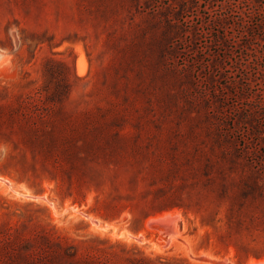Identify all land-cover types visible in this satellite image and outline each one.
Here are the masks:
<instances>
[{
    "label": "rangeland",
    "instance_id": "374dc122",
    "mask_svg": "<svg viewBox=\"0 0 264 264\" xmlns=\"http://www.w3.org/2000/svg\"><path fill=\"white\" fill-rule=\"evenodd\" d=\"M0 53V264H264V0H0Z\"/></svg>",
    "mask_w": 264,
    "mask_h": 264
},
{
    "label": "trees",
    "instance_id": "16d2710c",
    "mask_svg": "<svg viewBox=\"0 0 264 264\" xmlns=\"http://www.w3.org/2000/svg\"><path fill=\"white\" fill-rule=\"evenodd\" d=\"M216 1V0H211ZM221 1H229V0H221ZM194 2V1H192ZM23 127L21 124L13 125L12 122H0V145L7 146L13 142L14 133L16 130L23 131ZM7 164H9V160L6 156V153L0 152V172H4L7 170Z\"/></svg>",
    "mask_w": 264,
    "mask_h": 264
},
{
    "label": "bare ground",
    "instance_id": "6f19581e",
    "mask_svg": "<svg viewBox=\"0 0 264 264\" xmlns=\"http://www.w3.org/2000/svg\"><path fill=\"white\" fill-rule=\"evenodd\" d=\"M168 217L170 218V219H168ZM159 219H165L166 220V223H163L164 225H166V226H168V225H170L171 224V222L174 224H176V222L174 221V219H175V215L172 213V214H169V213H166V214H163L160 218H158V219H156V221H158ZM177 219V218H176ZM174 221V222H173ZM175 228V227H174ZM170 231H171V229H169ZM169 230H168V232H169ZM161 232V231H160ZM167 232V233H168ZM170 233V232H169ZM174 233H175V231H174ZM177 233V232H176ZM173 233H170V237H171V235H172ZM173 236H174V234H173Z\"/></svg>",
    "mask_w": 264,
    "mask_h": 264
},
{
    "label": "water",
    "instance_id": "95a60500",
    "mask_svg": "<svg viewBox=\"0 0 264 264\" xmlns=\"http://www.w3.org/2000/svg\"><path fill=\"white\" fill-rule=\"evenodd\" d=\"M0 55H1V53H0ZM168 219H170V218L168 217ZM158 222H160V223H166V220L165 219H159Z\"/></svg>",
    "mask_w": 264,
    "mask_h": 264
}]
</instances>
